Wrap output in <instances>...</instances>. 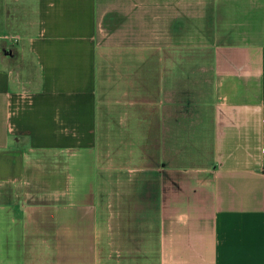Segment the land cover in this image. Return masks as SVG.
I'll list each match as a JSON object with an SVG mask.
<instances>
[{"label":"crops","instance_id":"0c3cea01","mask_svg":"<svg viewBox=\"0 0 264 264\" xmlns=\"http://www.w3.org/2000/svg\"><path fill=\"white\" fill-rule=\"evenodd\" d=\"M9 2L0 264H264V0Z\"/></svg>","mask_w":264,"mask_h":264},{"label":"rangeland","instance_id":"374dc122","mask_svg":"<svg viewBox=\"0 0 264 264\" xmlns=\"http://www.w3.org/2000/svg\"><path fill=\"white\" fill-rule=\"evenodd\" d=\"M6 1L7 0H5V2ZM9 1V7L7 8L8 20L5 22V24H2L3 27L1 30L4 32V39L11 37L13 38V41H15L14 37L19 36V33L21 34L19 28L22 26L21 23L23 22V19H28V11L26 12V9L23 8V2H12V0ZM20 19L22 20L20 21Z\"/></svg>","mask_w":264,"mask_h":264},{"label":"built area","instance_id":"2783aa9c","mask_svg":"<svg viewBox=\"0 0 264 264\" xmlns=\"http://www.w3.org/2000/svg\"><path fill=\"white\" fill-rule=\"evenodd\" d=\"M7 39H9V40H12V41H13V38H11V37H10V38H7ZM14 39H15V40H18V39H19V37H18V36H16V37H14Z\"/></svg>","mask_w":264,"mask_h":264}]
</instances>
